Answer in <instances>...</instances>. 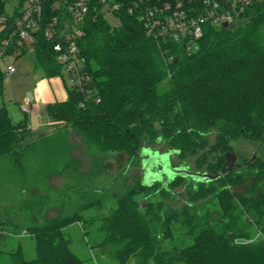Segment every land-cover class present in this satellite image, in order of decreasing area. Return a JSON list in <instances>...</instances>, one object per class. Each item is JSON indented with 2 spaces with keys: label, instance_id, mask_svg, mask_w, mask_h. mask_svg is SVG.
<instances>
[{
  "label": "trees",
  "instance_id": "trees-1",
  "mask_svg": "<svg viewBox=\"0 0 264 264\" xmlns=\"http://www.w3.org/2000/svg\"><path fill=\"white\" fill-rule=\"evenodd\" d=\"M85 30L80 48L93 90L71 86L67 100L49 105L50 134L34 131L28 116L14 122L1 106L0 163L32 154L46 164L69 154L66 135L78 131L100 152L136 158L145 145H163L178 150L194 170L215 175L234 140L255 141L259 154L217 179L197 184L178 176L166 187L142 182L126 189L109 214L96 217L103 235L97 245L121 264H264V2L239 25L208 27L192 53L182 43L148 36L140 19L126 12L117 23L90 17ZM34 56L47 76L63 74L52 42L42 35ZM4 77L0 72L1 94ZM165 79L169 88L161 92ZM247 182L246 192L234 189ZM180 184L188 197L172 207L164 198H179L174 189ZM139 194L148 200L144 209ZM99 204L87 199L73 213L63 210L29 227L36 257L25 259L19 248L12 264H82L65 228L93 221L81 213Z\"/></svg>",
  "mask_w": 264,
  "mask_h": 264
},
{
  "label": "rangeland",
  "instance_id": "rangeland-1",
  "mask_svg": "<svg viewBox=\"0 0 264 264\" xmlns=\"http://www.w3.org/2000/svg\"><path fill=\"white\" fill-rule=\"evenodd\" d=\"M107 18L111 23L118 22L113 16ZM8 62H14L18 68L22 64L33 67L36 61L34 52L30 51L18 59L6 58L4 64ZM35 71L41 72L40 69ZM6 78L7 76L3 79V93H0V107L6 105L19 109L17 96L27 89L25 85L30 80L27 76H20V72ZM168 88L169 80L165 79L159 85V91L164 92ZM66 136L71 145L69 154L53 156L46 164L42 157L32 154L21 158L19 162L5 159L0 163V213L3 214L0 224V264L15 263L18 260L15 252L19 248L25 259H34L35 240L27 229L43 222L47 217L60 214L63 210L73 213L77 204L91 198L100 200V204L82 211L81 214L84 220L91 217L95 219L85 223L74 222L65 228L66 235L71 239L70 247L83 259L82 264H121L111 250L97 245L103 235L98 230L100 218L96 217L109 214L117 205V196L144 182L141 158H132L124 151L100 152L88 145L78 131H71ZM209 139L214 141L215 135L211 134ZM259 145L248 139L234 140L233 151L238 157L236 161L241 162L243 158L258 155ZM147 146L149 145H145V148ZM162 146L155 144L153 147L166 150ZM175 155L173 160L178 162V156ZM173 179L175 177L169 176L170 181ZM155 181H159L162 187L168 185L163 177ZM192 182L198 181L194 178ZM145 184L148 185L146 182ZM248 188L247 182L234 189L244 193ZM174 192H177L179 200L176 197H165L164 202L172 207L182 205L188 197L183 184L176 186ZM136 198L141 201L144 209L148 203L146 196L139 194ZM259 236L260 233L257 232L253 237Z\"/></svg>",
  "mask_w": 264,
  "mask_h": 264
},
{
  "label": "built area",
  "instance_id": "built-area-1",
  "mask_svg": "<svg viewBox=\"0 0 264 264\" xmlns=\"http://www.w3.org/2000/svg\"><path fill=\"white\" fill-rule=\"evenodd\" d=\"M264 0H0V72H16L14 62L23 50L35 52L40 35L52 49L71 86L91 92L80 41L87 20L100 16L136 15L148 36L158 42L182 43L188 53L196 51L208 27L224 23L239 25L248 10ZM4 64V68H2ZM28 110V104H22Z\"/></svg>",
  "mask_w": 264,
  "mask_h": 264
},
{
  "label": "crops",
  "instance_id": "crops-1",
  "mask_svg": "<svg viewBox=\"0 0 264 264\" xmlns=\"http://www.w3.org/2000/svg\"><path fill=\"white\" fill-rule=\"evenodd\" d=\"M24 65L25 64H22L17 68L16 72L7 76V78H9L20 72V76H27L30 80V85H25L27 89L21 91L17 96L20 108L7 106L10 116L14 122H18L25 118V116H28L34 131L40 134H45V132L48 131L47 134H50L53 128V122L48 116V107L50 104L68 99L71 82L66 76H47L44 71L36 65V62L33 64V67L28 65L26 67ZM37 69H40L41 72L35 71ZM29 92L33 94L32 101L29 100ZM22 104H28L27 111L22 110Z\"/></svg>",
  "mask_w": 264,
  "mask_h": 264
},
{
  "label": "water",
  "instance_id": "water-1",
  "mask_svg": "<svg viewBox=\"0 0 264 264\" xmlns=\"http://www.w3.org/2000/svg\"><path fill=\"white\" fill-rule=\"evenodd\" d=\"M224 27L228 26L227 23H224ZM29 100L32 101L33 94L32 92L28 93ZM179 153L178 150L172 149L168 152H160L158 150L149 149V148H143L141 151V155H148V158L143 159L142 165L143 170L145 172L144 174V184L145 182L149 185L152 183V181H155L159 177L161 178L160 174H151V168L153 165L161 164L163 165L164 169L162 171L171 173L170 175L177 177V175H192L194 178L198 180H204V179H217L221 175H225L229 173L234 166L236 165L237 160V154L234 151L227 152L225 154L226 161L222 167V170L218 174H211V173H203V172H195L190 171L186 167H173L171 165L170 156L171 154ZM5 237V236H4Z\"/></svg>",
  "mask_w": 264,
  "mask_h": 264
},
{
  "label": "flooded vegetation",
  "instance_id": "flooded-vegetation-1",
  "mask_svg": "<svg viewBox=\"0 0 264 264\" xmlns=\"http://www.w3.org/2000/svg\"><path fill=\"white\" fill-rule=\"evenodd\" d=\"M149 149H154V150H158V151H160V152H168L169 150H160V149H157V148H155V147H153V146H147ZM143 148H145V146L143 147ZM143 148L141 149V151L143 150ZM177 154V153H176ZM178 155V154H177ZM174 156H176L175 154H171V156H170V161H171V165L173 166V167H186L188 170H190V171H195V172H202V171H197V170H194L193 169V167H192V165H190L187 161H185V160H181V159H179V161L178 162H175L174 160H173V158H174ZM136 158H141V161H143V159H145V158H148V155H141V152L140 153H138V155H137V157ZM238 158V157H237ZM242 163H245V161L242 159V161L241 162H237L236 161V165L234 166V167H240L241 165H242ZM142 167H143V165H142ZM164 169V167H163V165H161L160 163L159 164H156V165H153L152 166V168H151V174H160L161 175V177H163L164 178V182L165 183H169L170 182V180H169V176H172V175H170L171 173H167V172H164V171H162ZM203 173H208V172H203ZM144 174H145V172H144V170H143V180H144ZM178 176H183V177H185L186 178V181H187V183H190L193 179H194V177L192 176V175H177V177ZM172 177H174V176H172ZM176 178V177H175ZM196 179V178H195ZM206 180H209V179H204V180H198L197 179V181L198 182H195V183H199L200 181H206ZM155 183H159V181H155L153 184H155Z\"/></svg>",
  "mask_w": 264,
  "mask_h": 264
}]
</instances>
